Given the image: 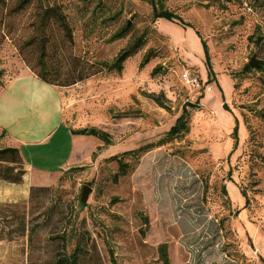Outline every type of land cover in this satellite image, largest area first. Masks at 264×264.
I'll list each match as a JSON object with an SVG mask.
<instances>
[{"label":"rangeland","instance_id":"obj_1","mask_svg":"<svg viewBox=\"0 0 264 264\" xmlns=\"http://www.w3.org/2000/svg\"><path fill=\"white\" fill-rule=\"evenodd\" d=\"M45 4L65 15L71 41L56 23L36 29ZM157 4L188 24L154 18L146 0H0V86L31 71L25 58L39 67L42 40L60 82L79 66L97 70L62 86V117L101 132L34 199L0 203V264H54L77 248L80 264H163L162 244L167 264H184L212 238L200 264H264V0ZM183 68L199 87L180 81ZM183 108L185 128L170 133ZM62 132L31 148L34 164L69 149Z\"/></svg>","mask_w":264,"mask_h":264},{"label":"crops","instance_id":"obj_2","mask_svg":"<svg viewBox=\"0 0 264 264\" xmlns=\"http://www.w3.org/2000/svg\"><path fill=\"white\" fill-rule=\"evenodd\" d=\"M46 89L49 93L47 102L43 100V91ZM66 89L44 82L30 70L8 79L0 86V148H16L26 170L21 183L0 179V203L27 198L30 186L45 184L49 174L52 176L55 172L56 175L62 169L81 161L99 144L96 135L77 134L63 122ZM52 105H55V122L47 128L46 123L53 114ZM59 131L69 149H65L64 154L52 155L55 159L53 158L54 162L50 167L34 164L31 160L34 155L31 148L47 146L45 143L51 141ZM56 142L55 144L58 143ZM23 149L30 150V154L22 152ZM41 155L49 156L45 153Z\"/></svg>","mask_w":264,"mask_h":264},{"label":"trees","instance_id":"obj_3","mask_svg":"<svg viewBox=\"0 0 264 264\" xmlns=\"http://www.w3.org/2000/svg\"><path fill=\"white\" fill-rule=\"evenodd\" d=\"M146 1H148L151 4L152 15L154 18L165 17L170 20H175L181 23H185L180 18V16H178L174 12L159 8L157 4V0H146ZM27 2L28 0H21V4H25ZM38 14L40 15V20L39 22L36 23L37 24L36 29H38L42 33V31L45 32L47 26L50 23H56L58 27L60 28V30L63 31L64 33L63 38L68 41H71V38H72L71 29L68 23L66 22L65 15L58 9L57 6L45 4L44 6H42V8L40 7V9L38 10ZM185 24H188V23H185ZM125 31H126V28H122L118 30L114 34L113 37L114 38L121 37L122 35L125 34ZM43 35L45 39L44 41H47L49 38V35L48 34H43ZM40 38L43 39V36H40ZM201 42L203 45L206 63H207L208 70H209L208 75H210L212 73V70H211L208 46L204 40H201ZM38 51H39V55H38L39 67H36L37 65L36 66L32 65L29 62V60L26 58H25V61L27 62V65L30 67L31 71L37 77H39L41 80H43L44 82L48 84L60 86V87L69 86L79 81H82L84 78H86L90 74H93L97 71V70H93L92 72H88L86 69H84V66H79V68H77L74 73L68 74L66 76L70 78L60 82L58 80L59 79L58 76H56V74L50 68H48L44 62L45 52H44V44L42 40L38 47ZM245 68L248 70L249 69L248 65H246ZM224 106L225 105L223 104L222 107ZM185 113L186 111L183 108L176 122L170 128L169 130L170 133L176 132L179 129L185 128L186 124L183 120V117L187 115ZM74 132L77 134H93L96 136L101 135V132L94 127H84V128L74 130ZM233 134H234V138H236L235 128H234ZM20 164H21V161H20V157L18 154V150L16 148H11V147L0 148V179L1 180L11 182V183H21L23 181V177L26 173V170L25 168H20ZM41 189H43V186H39V185L30 186L27 198H29V200L34 199L36 197L35 195L36 192ZM224 193H226L225 190H224ZM209 224L210 225L214 224V231L216 233L220 231V228H221L220 223H216L214 222V220L212 221L210 220ZM206 242H208V244L203 246L201 249H196L193 251V254L191 255V257H192V260H194V262L189 261L184 264H200L203 261L202 252L206 250L208 247L209 248L212 247V245H214L216 241H215V238H212L210 240H206ZM77 249L79 250L77 251ZM77 249H75L71 253L64 252V254H62L61 256H56L54 260V264H80L79 263L80 248H77ZM160 251H161V256L163 258V264H167L166 249H165L164 244L160 246Z\"/></svg>","mask_w":264,"mask_h":264},{"label":"built area","instance_id":"obj_4","mask_svg":"<svg viewBox=\"0 0 264 264\" xmlns=\"http://www.w3.org/2000/svg\"><path fill=\"white\" fill-rule=\"evenodd\" d=\"M179 79L183 84L193 87L200 86L199 78L190 69H185V68L181 69L179 73ZM206 90H210V88L206 87Z\"/></svg>","mask_w":264,"mask_h":264},{"label":"water","instance_id":"obj_5","mask_svg":"<svg viewBox=\"0 0 264 264\" xmlns=\"http://www.w3.org/2000/svg\"><path fill=\"white\" fill-rule=\"evenodd\" d=\"M248 65L250 67H259V60H255L254 56L251 58V60L248 62ZM91 190V188L87 185L83 186L82 192H81V201H85L88 195V192Z\"/></svg>","mask_w":264,"mask_h":264}]
</instances>
